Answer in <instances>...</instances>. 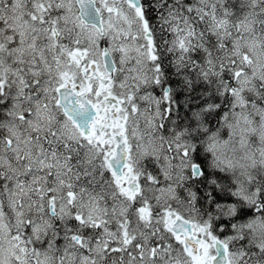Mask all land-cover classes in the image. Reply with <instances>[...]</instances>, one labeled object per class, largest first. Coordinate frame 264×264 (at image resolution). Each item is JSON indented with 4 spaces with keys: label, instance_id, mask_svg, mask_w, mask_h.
<instances>
[{
    "label": "snow or ice",
    "instance_id": "1",
    "mask_svg": "<svg viewBox=\"0 0 264 264\" xmlns=\"http://www.w3.org/2000/svg\"><path fill=\"white\" fill-rule=\"evenodd\" d=\"M0 264H264V0H0Z\"/></svg>",
    "mask_w": 264,
    "mask_h": 264
}]
</instances>
